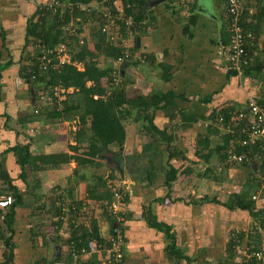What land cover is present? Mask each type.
Listing matches in <instances>:
<instances>
[{
    "label": "crops",
    "instance_id": "obj_1",
    "mask_svg": "<svg viewBox=\"0 0 264 264\" xmlns=\"http://www.w3.org/2000/svg\"><path fill=\"white\" fill-rule=\"evenodd\" d=\"M51 1L0 0V160L22 196L11 226L15 245L10 264H70L69 239L74 229L90 228L93 220L106 238L115 217L101 202L88 197L87 187L96 176L110 174L124 189L120 208L126 214L125 264H171L165 253L171 239L148 225L143 215L148 205L159 222L170 226L177 246L190 259L183 264H241L236 254L233 260L228 257V242L233 233L246 232L258 223L248 211L230 210L210 198L224 201L230 193L257 183L259 166L254 158L244 164L227 163L219 149L227 137L211 126L213 116L224 109H246L248 95L264 98V0L243 2L242 22L254 68L250 75L244 71L240 76L233 75L226 55L230 40L227 0H188L183 5L145 0L147 26L135 42L136 55L142 57L124 66L107 57L104 60L115 68L119 65L129 97L170 94L169 105L156 111L154 124L167 130L176 155L169 161L164 138H152L143 131L140 118H128L119 167L118 159L109 155L113 161L107 166L101 160L103 169L92 165L98 159L70 150L69 145L76 144L73 132L78 119L62 123L31 119L43 102L40 92L35 95L24 78L28 72L24 70L40 48L33 33L45 32L50 23L40 13ZM93 41L89 40L91 46ZM25 143L35 154L69 152L71 162L56 169L28 170L23 179L12 148ZM170 164L178 177L168 188ZM227 171L230 179L218 176ZM223 187L229 194H221ZM261 194L257 206L264 213ZM62 199L65 211L60 209ZM4 232L12 234L5 228ZM252 240L255 243V236ZM256 243L264 249V236L258 234ZM8 258L9 250L0 238V264ZM104 258L92 240L82 263L105 264Z\"/></svg>",
    "mask_w": 264,
    "mask_h": 264
},
{
    "label": "trees",
    "instance_id": "obj_2",
    "mask_svg": "<svg viewBox=\"0 0 264 264\" xmlns=\"http://www.w3.org/2000/svg\"><path fill=\"white\" fill-rule=\"evenodd\" d=\"M63 1L86 3L91 0ZM171 1L180 2L183 5V3L188 0ZM123 3L125 16H132L137 23L143 21L147 26L145 21L147 18L145 0H124ZM126 4H129L130 6H126ZM74 11L75 12H71V10L67 11L64 22H68L67 20L71 19V13H74L75 16L81 14V11H79L78 8H74ZM41 13L40 15L42 18L45 16L43 19L47 23H50L47 28L45 27V32L41 29L40 33H33V35L39 39L40 48L36 56H34L32 62L25 68L24 72H26V70H28V72L25 73L24 78L32 85L35 95L40 92L38 95L39 100H41V95L44 93L54 95L57 88L64 89L62 94L64 99L60 104L40 103L42 107L36 109V114L33 113L34 115L31 119L34 121L42 119L48 123H62L78 119L80 122H78V126L73 132L76 144H70L69 148L71 151L80 152L93 157L94 160L98 159L92 161L93 163H91L92 165H96L98 168H101L104 166L101 160H105V155L109 153L119 154L120 151H123L127 138L124 122L128 118L137 117L140 118L141 123L143 124V131L148 133L152 138L155 136H158L160 139L164 138L167 143L166 146L162 143V145L165 146L164 151L168 153L169 161L173 159L176 154L171 151L172 138L168 135L166 129H160L154 124L156 111L169 105L170 94H164V96H161V94L154 93L147 96L137 95L129 97L126 93L123 82L121 83V71L119 65L115 68L113 65L104 60V58L107 57L117 61V56L121 52L120 47L110 45L107 42L104 33H102L98 28H93L91 30L92 39L94 40L93 43L95 42L93 46H91V43L88 44V40L85 38V43H80L81 38H79V35L69 34L67 30L62 28L63 22H59L58 15L45 9L42 10ZM46 18L50 19V21L48 22ZM137 23H135L132 27L135 39L138 37V33L144 28L142 25L140 27L137 26ZM127 28L129 27L126 24H120V29L123 32H126ZM60 44H66L69 48H71V62L60 65L58 64V60L54 58V60H52V62L48 65V68L43 70L41 68V48L46 47L56 49V47ZM245 49L247 57L249 58V64L245 67L244 71L250 75L254 65L250 56L251 51L249 50V45H246ZM138 57L139 56L137 55H133L131 61H128L121 66L131 64L134 61H139ZM102 61L104 63H102ZM80 65L81 68H79ZM230 70L233 75L236 74V72L231 68ZM117 78H120V80H117ZM262 104L264 106V98L262 99ZM230 109L231 108L224 109L222 110L223 112L220 110L221 113L217 116L214 115L212 120L215 122L221 114H226L227 116L229 112L233 110ZM211 127L213 129L220 130L214 124ZM225 136L227 137L226 140H224L219 146L221 154H223L224 157L227 156L228 149L231 147L234 148L236 153L245 149L240 144L237 137L232 138L230 134H225ZM30 147V144L25 143L17 144L12 148L15 152L17 164L21 167L22 171L20 176L23 177V179L26 177L28 170L47 168L56 169L65 164H69L72 159V154L69 152L35 154L31 151ZM250 157V159H256L260 174L264 167V149L258 145V148L255 147L252 150ZM248 161L250 160L236 164H244ZM1 162L2 160H0V195L11 194L15 199L13 204H11L8 208H0V219H3V224H0V238L5 241L7 249L9 250V258L3 264H10V258L12 257L15 245L13 240L14 234L11 226L13 225L15 217V207L22 201V196L19 194L17 187L13 184V178L9 175L8 170ZM177 177L176 167L173 164H170L166 173L165 185L170 188L172 182H174ZM113 178H115L113 174H110L107 178H104L102 175L96 176L94 183L87 187L88 197L101 202L102 207L105 208L107 212H109L108 207L115 199V193L118 191L121 196L124 193V191H122L124 190L123 187L115 184L116 181ZM252 184L253 185H249L248 188H244L240 192L230 193L228 198L224 201H221L217 197L210 198V200L216 204L223 205L230 210L240 209L248 211L251 216L255 218L257 223L263 225L264 227L263 208H259L257 206V201L259 198H262L261 193L264 194V192L259 193L257 201L252 198L259 190L261 179L259 178L257 183L255 182ZM124 199L125 201L128 199V193L125 195ZM62 208L64 207L61 205L60 209ZM120 213H123L124 215L123 211ZM143 215L149 226L158 229L159 231H163L171 239L165 247V253L171 264H183L184 261H190V259L187 258L177 246L175 236L171 233L170 226L157 220L151 205L144 206ZM112 222L111 233L116 227V219L113 218ZM116 225H119V223ZM255 225L256 224L253 223L252 227L254 228ZM4 228L12 234L8 236L4 232ZM78 234H81V236H78ZM233 234L234 235L230 238L227 246L228 257L231 260L235 257L234 250L236 239L244 240L245 238V232L242 230ZM253 236H255V243L252 241L249 242L248 239L247 244L249 246L254 245V248L260 249L261 247L256 243L258 233ZM107 237L104 238L101 236L100 228L97 222L93 220L90 228L85 227V229H74L69 242L71 245H74L77 250L86 248L88 251L90 241L96 240L97 244H104L107 242ZM233 237L235 238L233 239ZM79 239H81V241H79ZM125 259L126 256H124L122 260L124 263L126 261ZM70 261H72L71 256Z\"/></svg>",
    "mask_w": 264,
    "mask_h": 264
},
{
    "label": "built area",
    "instance_id": "obj_3",
    "mask_svg": "<svg viewBox=\"0 0 264 264\" xmlns=\"http://www.w3.org/2000/svg\"><path fill=\"white\" fill-rule=\"evenodd\" d=\"M124 0H91L90 2H65L61 0H52L43 9L49 10L58 15L59 22L62 21V28L67 30L69 34L79 35L80 43H84V31L87 29L89 33L93 28H98L104 33L107 42L115 47H120L121 52L117 56L119 65L125 64L132 60L136 55L135 35L132 27L137 23L132 16L124 15ZM246 0H227V13L229 17L228 32L230 40L226 49L229 66L236 72V75H242L244 69L249 64V58L246 53V35L242 26V16L244 13L243 2ZM126 6H130L126 4ZM74 8H78L81 14L71 13V19L64 22L65 14L68 10L75 12ZM120 24H126V32L120 29ZM144 26L143 21L137 23V26ZM71 48L66 44H60L56 49L41 48L42 69L46 70L48 65L56 58L58 64L63 65L71 62ZM141 58L142 56L139 55ZM116 72V71H115ZM118 73V72H117ZM119 76V75H118ZM120 78H117V80ZM64 89L57 88L53 94H42L41 101L44 104L58 103L64 99L62 96ZM56 97V98H55ZM262 95L250 94L247 96L246 109L232 110L226 116L221 114L216 121H212V125L217 126L223 133L230 134L233 138L237 137L240 144L245 148L243 151L236 153L234 148L228 149L227 163L236 164L247 160H251L250 154L258 145L264 149V106L262 104ZM263 172V173H262ZM261 185L253 200H258V194L264 192V167L259 174ZM121 195L117 191L115 199L108 207L110 214L114 215L116 225L113 232L107 237L106 243L97 244V248L102 252L105 264H125L122 260L125 256L126 238L123 225L126 221L125 216L120 213ZM11 194L0 195V208H8L14 202ZM63 210H67L66 200L62 199ZM264 236L263 225L256 224L245 232L244 240L236 239L235 254L240 259L241 264H264V249H256L247 244L252 241L254 234ZM87 252L86 248L77 250L74 245L71 246L70 256L72 261L70 264H82V256Z\"/></svg>",
    "mask_w": 264,
    "mask_h": 264
},
{
    "label": "rangeland",
    "instance_id": "obj_4",
    "mask_svg": "<svg viewBox=\"0 0 264 264\" xmlns=\"http://www.w3.org/2000/svg\"><path fill=\"white\" fill-rule=\"evenodd\" d=\"M84 34H85V36H84V38L86 39V40H88V42H89V40L92 38V35H91V33H89L88 32V30L86 29L85 31H84ZM92 42V41H91ZM95 43V42H94ZM122 83V82H121ZM105 161V164H107V166L109 165V162H108V160L106 161V159L104 160ZM212 166V165H211ZM103 168H105L104 166L101 168V169H103ZM100 169V171H104V170H101ZM97 171V170H96ZM109 171V170H108ZM228 172V173H227ZM227 172H224V173H222V172H220L219 173V175L218 176H222V177H224L225 179L224 180H227V179H230L231 178V173H230V171H227ZM106 175V174H105ZM221 178V177H220ZM119 184V186H121V184L120 183H118ZM221 194H229L228 193V191L226 190V187H223L221 190ZM209 193H212V189H210V191H209ZM84 212V211H83ZM86 213V212H85ZM87 214V213H86ZM90 217V215H88L87 214V217ZM85 215L84 216H82L81 217V220L83 219V224H84V222L85 221H87V220H85ZM88 221H90V219H88ZM250 228V227H249Z\"/></svg>",
    "mask_w": 264,
    "mask_h": 264
},
{
    "label": "water",
    "instance_id": "obj_5",
    "mask_svg": "<svg viewBox=\"0 0 264 264\" xmlns=\"http://www.w3.org/2000/svg\"><path fill=\"white\" fill-rule=\"evenodd\" d=\"M137 40L139 41V38H137ZM109 155L111 156V157H115V158H117L118 160H117V162H119L120 163V157H119V154L118 153H109V154H107V155H105V159H106V161L108 160V158H109ZM115 226H116V224H115ZM114 226V227H115Z\"/></svg>",
    "mask_w": 264,
    "mask_h": 264
},
{
    "label": "flooded vegetation",
    "instance_id": "obj_6",
    "mask_svg": "<svg viewBox=\"0 0 264 264\" xmlns=\"http://www.w3.org/2000/svg\"><path fill=\"white\" fill-rule=\"evenodd\" d=\"M108 161L111 162V161H113V160L109 157V158H108ZM114 162H115V160H114ZM116 162H117V161H116ZM116 162H115V163H116ZM116 164H117V166H118V162H117ZM118 167H119V166H118Z\"/></svg>",
    "mask_w": 264,
    "mask_h": 264
},
{
    "label": "clouds",
    "instance_id": "obj_7",
    "mask_svg": "<svg viewBox=\"0 0 264 264\" xmlns=\"http://www.w3.org/2000/svg\"><path fill=\"white\" fill-rule=\"evenodd\" d=\"M84 36H85V34H84ZM83 39H84V37H83ZM84 43H85V41H84ZM88 44H89V42H88Z\"/></svg>",
    "mask_w": 264,
    "mask_h": 264
}]
</instances>
